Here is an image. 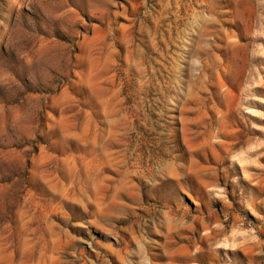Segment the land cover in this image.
<instances>
[{
	"label": "rangeland",
	"instance_id": "rangeland-1",
	"mask_svg": "<svg viewBox=\"0 0 264 264\" xmlns=\"http://www.w3.org/2000/svg\"><path fill=\"white\" fill-rule=\"evenodd\" d=\"M0 264H264V0H0Z\"/></svg>",
	"mask_w": 264,
	"mask_h": 264
}]
</instances>
